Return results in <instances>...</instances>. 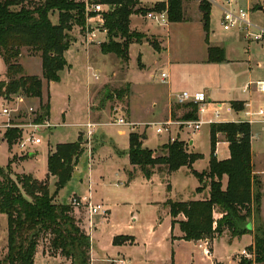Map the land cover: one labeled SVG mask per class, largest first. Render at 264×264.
<instances>
[{
  "label": "trees",
  "instance_id": "16d2710c",
  "mask_svg": "<svg viewBox=\"0 0 264 264\" xmlns=\"http://www.w3.org/2000/svg\"><path fill=\"white\" fill-rule=\"evenodd\" d=\"M109 5L104 13L108 29L107 40L101 42L103 53H113L123 62L130 58V45L141 42L144 33L130 29L131 15L166 9L170 22L189 20L184 10V0H166L151 6L141 5L140 0H94ZM206 39L209 40L212 3L199 0ZM57 13L54 22L52 14ZM86 25L83 0H0V56L6 65V79L0 80V98L13 100L17 95L40 98V109L50 115V102H42L44 80L47 83L60 80V72L68 66L65 52L75 41L72 31ZM155 46V45H154ZM156 47V46H155ZM26 48L42 59V76L26 74L19 62ZM157 48V47H156ZM209 61H223L225 51L220 46L209 45ZM127 90H120L123 95ZM112 97V93L108 94ZM186 109L182 118L197 119V105L183 103ZM232 107L243 109V102L233 101ZM8 128L3 138L12 143L20 133ZM229 143L230 157L218 159L215 155L218 133ZM252 126L249 122H216L211 124V158L208 169L200 172L194 163L203 157L192 152L188 143L175 138L162 146L151 149L143 145L145 135L132 131L129 137V157L135 169L151 178L156 167H165L168 174L183 166L191 168L198 178L197 191L209 187L204 199L178 201L168 199L172 225L179 223L186 240L217 238L225 232L232 237L250 233L247 225L258 217L262 192L254 172L252 153ZM84 153L81 134L73 142L58 143L48 155V174L39 179L33 174H11L10 159L6 166L0 165V213L7 215L8 245L5 264H36L35 256L41 241L48 239L50 248L71 260V264H91V236L83 217L78 215L70 202L57 200L59 191L68 186L74 168ZM55 178L51 190L50 177ZM227 176L224 187L223 179ZM170 190V185H167ZM183 215L184 218H179ZM175 238L176 236H173ZM132 239L129 235L114 238V243ZM255 261L264 264V233L255 231L252 246ZM252 260H250L251 263Z\"/></svg>",
  "mask_w": 264,
  "mask_h": 264
},
{
  "label": "rangeland",
  "instance_id": "374dc122",
  "mask_svg": "<svg viewBox=\"0 0 264 264\" xmlns=\"http://www.w3.org/2000/svg\"><path fill=\"white\" fill-rule=\"evenodd\" d=\"M147 1L149 2L151 0ZM190 1L195 3V11L197 10V4L200 2L199 0H186L185 14L187 16H190V13L192 12L193 14L195 13V11H188ZM220 1L221 0H214L211 2L212 16L210 19L209 39L212 43L226 41L229 36L238 32L240 33L238 27L227 30L224 29L221 22L222 8L218 4V2L221 3ZM252 2L253 5L256 4L250 10L252 21L264 24V12H258V3H263L264 0H252ZM51 18L54 22H57V13L52 14ZM133 22L134 25H139V27H144L145 25L149 26L151 24V21L146 17L145 19H141L138 16H134ZM196 25L195 22H169L167 26L159 27V31L162 33L160 40L152 32H143L137 30L138 28H135L136 31L145 34L142 41H148L151 44H139V42L131 44L130 58L128 62H123L115 54L110 55L113 59L111 65H117V63L119 64V62H122L121 64L123 66H121V64L118 65L115 77L108 83L94 90L92 94L93 114L98 113L97 109L101 105H104L107 109V112H105L101 121L108 123L99 124L95 129L92 139L93 156L96 146L95 136H100V134H102V137L105 139V144L102 147L101 159L107 168L100 173L109 175L110 178H106V181L109 180L110 183H115L113 182L116 179L113 176L114 166L111 153L113 149H115V145L127 149L129 146L128 136L131 131V126H117L109 122L118 115L128 116V113L131 118L142 122V125H139V129L146 132L148 135L145 145L151 149L158 148V144L162 141L168 140L171 136H173L171 137L172 140L177 138L178 136H176V134L185 129L183 135L194 139L197 143L196 150L204 155V158L202 157L197 162L195 168L202 170L207 166V160L211 156L210 131L208 124H204L200 130L194 131L187 125L178 123L173 125L175 131L172 130L171 132L157 133L155 126L151 125V122H149L158 120L156 119L155 114L161 109L164 96L168 93V83H164L160 80V73L162 71L173 73V79L176 83L174 87L178 88L186 86V82H183L181 78L182 70L191 71L192 82L190 87L198 86L209 88L211 86L217 88L221 93H224V95L221 96L223 99L239 97L238 95L241 94H235V92L239 90L241 91L244 82L248 80L256 81L258 79H264V40H248L253 42L250 47L251 69H249V71L247 70L249 65L246 62L213 65L200 60L201 58L199 55H201V48L206 49L207 45L205 42L206 31L205 29L203 31L201 26L200 28L204 33L199 37L196 32ZM130 29L134 30L131 22ZM76 34H78V32H76ZM240 34H242V32ZM241 38L244 40L242 46L246 45V43L249 44L248 41H245L243 35H241ZM159 43H161V46ZM83 44L84 41L79 40L78 42L74 41L72 46H70L66 55L71 66L68 67V64V66L60 72V80L50 83L49 89L47 87V81L44 80L45 93H43L42 102L48 100L47 91H49L51 94V121L57 123V125L49 128V130H45L43 134V142L33 147L34 152H37V156L29 159L28 154L17 148L16 143L19 139V134L12 143H8L6 140L0 142V165L6 166L9 160L13 159L11 164V174L13 176L30 173L39 179L46 178L47 157L50 150L53 149L56 144L76 141L81 134V144L84 147L86 140L82 134V127L80 124L86 122L89 118L87 102L88 82L94 80L95 77L94 75L91 77L92 71L87 69L86 46ZM161 47L165 48L162 52L160 51ZM242 49H244V47H242ZM191 51H196L197 53L191 54ZM240 52L241 50L231 54V57H243L246 59V52L244 50H242V53ZM168 55H171L173 58V63L170 68L167 65L166 59ZM193 55L198 56L196 60L183 61V59H188L186 58L188 56L194 57ZM160 56H162V58ZM158 57L160 58L159 61H157ZM41 60L40 54H34L24 48L19 62L22 64L23 61L30 73H39L41 72ZM197 60L199 62H196ZM142 62L145 63L144 67L141 66ZM181 67L183 69H181ZM5 74L6 69L3 72L0 66V80L6 79ZM125 75L128 77L129 83L125 80ZM128 84L130 85L131 90H134L135 92L132 94V91L130 90L127 99V93L125 92L123 95H120L119 91H126ZM252 89L255 90V96L253 97L255 100V107L257 109L260 106L264 107V93L257 90L255 85H252L250 90ZM110 92L112 93V97L109 98L108 94ZM155 100L159 102L158 107L153 106V101ZM1 102H3V99L0 98V103ZM40 102V98H33L30 100V103L35 107H37ZM9 105L13 110L7 115L2 113L0 105V138L3 137L7 129L5 127L6 125H4L5 123L8 122L15 124L28 121V118H23L18 112L20 108L17 105L13 103H9ZM128 110H130V112H128ZM93 120L96 121L97 117ZM253 126L255 135L257 136L252 140L254 172L260 182L262 192L260 212L257 218L254 217L251 220L253 225L250 233L243 234L239 237H232L227 231L223 236H217V238L211 239V249L213 250L214 255L220 260L214 256L208 258L203 254V250L199 246V243L202 240H194L196 247L190 243H182L178 248L175 244L173 246L168 238L169 234L167 232L166 218L163 216L162 222L159 223L158 221L159 216L163 214V210L159 205L152 202L155 200H163L165 198V186L159 181L154 185H150L140 180L129 189L131 204L113 209L112 215L109 218V224L98 227L95 235L99 246V257L103 258V253L105 254L108 250V237L110 231L117 226L122 227V229H125L126 231L136 232L138 238L142 242H140V245L135 247L134 251L131 252L132 264H166L165 259L168 256L170 257L173 251L176 254L174 255L175 264H213V262L214 264H259L255 261V254L252 246L254 244L255 231L264 233V123H256ZM119 127L126 130L124 135L118 134L117 129ZM132 127L133 129L134 127L136 128V126ZM10 129L13 130L15 128ZM18 131V133H21L19 129ZM217 136H219V139H223L221 138L220 132ZM186 142L188 143V141ZM84 154L85 152L82 156H84ZM84 179V187L80 194L82 192L87 193L86 178ZM172 181L176 195H178V197L182 196L184 199H189L191 195L193 197V193L198 186V179L192 175L185 176L181 173H177L172 177ZM108 187L110 189H116L114 185H109ZM94 191L95 196L102 195L101 187L99 185H94ZM60 199L61 198H58L57 200L59 201ZM64 200L66 199L63 198V201ZM132 212L133 214H131ZM155 221L158 226L155 232L156 235L153 237L150 235L149 225L153 222L155 223ZM129 222L135 225L134 230L128 229L127 225ZM7 245V215L0 213V264H5L3 263V259L7 253ZM38 249L41 252L38 264H71V260L52 251L47 238H44L41 241ZM243 249H246L251 255L243 254ZM108 255L112 256L113 254L108 251ZM250 260H252L251 263ZM106 261L107 263L103 262L101 258L98 259L96 256L93 264H121L118 261L111 259H106Z\"/></svg>",
  "mask_w": 264,
  "mask_h": 264
},
{
  "label": "crops",
  "instance_id": "0c3cea01",
  "mask_svg": "<svg viewBox=\"0 0 264 264\" xmlns=\"http://www.w3.org/2000/svg\"><path fill=\"white\" fill-rule=\"evenodd\" d=\"M160 1H166V0H151L149 2L147 0H140L141 5H143V6H145V5L149 6V5H152V4H154L156 2H160ZM220 2L221 3L218 2V4L222 8V6L225 4V0H221ZM185 3H186V0H184V3H183L184 10L186 12ZM189 3H190V5H188V11H191V12L195 11V3L193 1H190ZM237 3L240 4L241 6L249 8L250 10L252 9V7L254 5H256V4H254V5L252 4L253 3L252 0H237ZM258 12H260V13L264 12V2L258 3ZM134 16H138L141 19H143V18L145 19V17L141 14H133L131 16V25H132V28H134V30H136L135 28H138L137 30H141L143 32L144 31L145 32H152L154 35L157 36V38L159 40L161 39L162 33L159 31L160 25L151 21L150 22L151 24L149 26L145 25L144 27H142V26L139 27V25H134V22H133ZM211 16H212V11H211ZM188 18H189V20L182 21V22H186V23H192V22L194 23L195 22L197 24L195 26L196 32L198 33V36L200 37L204 33V32H202L200 27L202 26L203 31H204V25H203V21L201 19L202 15H201V11L199 9V3L197 4V10L195 11V13L194 14H193V12L190 13V16H188ZM258 18H259V15H258ZM170 23H172V22H170ZM257 24L260 26H264V24H261L258 22H257ZM239 31H240V33L242 32L241 30H239ZM76 32H78V34H76ZM240 33L238 32L232 36H229V38L226 41L216 42V43H212L210 41V39L207 41L206 36H205V42L207 45H206V49L201 48V51H200L201 55H199V57L201 58L200 60L202 62H207V63L213 64V65H220L222 63H232L233 64V63L246 62L249 65L247 68V70L249 71V69H251V67H250V64H251V51L250 50H251V48L250 47H251V44L253 42L248 41L245 38L243 32H242V34H240ZM72 34L75 37V42H78L79 40L84 41L82 34L79 31V27H76L72 31ZM241 35H243L246 42L247 41L249 42V44L246 43L247 46L246 45L242 46L244 40L241 38ZM106 40H107V35L105 33H100L99 38H98V42L91 43V44H87L84 42V44L86 46L85 51H86V58H87V69L89 71H92L91 77H93L92 75H94V77H95L94 80H91V82L90 81L88 82L87 102H88L89 118L87 121H93V122L97 123L96 128L98 127L99 124L108 123V122H102L101 121L103 115L105 114V112H107L106 111L107 109L104 107V105H101L97 109L98 113L97 114L95 113L96 115L93 114V112H92V94H93V91L96 90L97 88L101 87L102 85L108 83L110 80H112V78H114L115 75L117 74L118 65H120L122 63V62H119V64L117 63V65L116 64L111 65L113 62V59L110 55L113 53L105 54L102 52L101 47H100L101 42L106 41ZM143 43H149V42L148 41L139 42V44H143ZM149 44H151V43H149ZM159 45L161 46V43H159ZM209 45L222 47L225 51V59L223 61H209L208 60ZM242 47H244V49H242ZM164 49H165L164 47H161L160 51L162 52ZM68 50L65 52V56H66V59H67L68 64H69V60H68L67 55H66L68 53ZM240 50H241L240 53H242V50H244L246 52V54H247L246 59L243 57H236V58L231 57V54H234L237 51L239 52ZM190 53L196 54L197 52L191 51ZM193 56L194 57L188 56V57H186L188 59H183V61L186 62V61H191L194 59L196 60V58L198 57L196 55H193ZM160 57L162 58V56H160ZM157 59H158L157 61L160 60L159 57ZM166 59H167V65L170 68L172 66V63H173V58L171 57V55H168L166 57ZM196 62H199V61L197 60ZM22 65L24 67V71L26 74H33V75L42 76V60H41V72H39V73H30L27 70L26 66L24 65L23 61H22ZM0 66H1L2 71L4 72L6 69V66H5V63L1 57H0ZM70 66H71V64H69L68 67H70ZM121 66H123V65L121 64ZM141 66L144 67L145 63L142 62ZM257 66H258V63H257ZM211 67H214V66H211ZM181 69H183V68L181 67ZM162 72H165L167 74V78L164 81L162 80L161 77H160V80L164 83H168V85H169L168 86V93L165 94V96H164V100L162 101L161 109H159V112L155 114V117L158 120L149 121V122L172 121L174 123H172L170 125V131L169 132L174 130L173 125L178 124L179 121L185 120L184 118H182V116L184 115L186 109L183 107L182 104L177 102L178 95L183 91H188L191 95H194L198 91H204L207 94V96H208L207 113L203 116V118H210L212 116V112L216 106L222 107L221 116L217 122H229V121L239 122L240 120L244 119V109L239 110V111L234 109L231 105L233 101L243 102V108H245V105L247 104L249 108L257 109L255 107V104H254L255 100L253 99V97L255 96V90L254 89L250 90L252 88V85H251L249 90H247V91L244 90V87L249 82H254L252 80H248V81L244 82L241 91L239 90V91L235 92V94H241V95H238L239 97H233V98L229 97V98L223 99V97H221V96L224 95V93H221L219 91V89H217V88H213L211 86H210L211 88L210 87L209 88L208 87H198V86L190 87L191 82H192L191 71L182 70L181 78H182L183 82H186V86H183L180 88L174 87V85L176 83L173 79V73L166 72V71H162ZM95 74L97 76H95ZM60 78H61V74H60ZM125 80L128 82V77L126 75H125ZM53 82H55V81H53ZM53 82H50V83H53ZM50 83L47 84L48 89H49ZM130 90H131V88H130V85L128 84V92L126 94L127 99H128ZM131 91H132V94L135 92L134 90H131ZM43 93H45V85H44ZM47 97L49 99V102L51 103V94L49 93V91H47ZM158 105H159V102L157 100L153 101V106L158 107ZM128 112H130V110H128ZM49 116H50V120H51V118H52L51 109H50V115ZM121 116H124V115H121ZM96 117H97V120L96 121L93 120V119H96ZM124 117H125L126 121L130 123L128 126H131V129H130L131 131L129 132V135L134 130H136L140 133H143L145 135V137L143 139V145L145 147H147L145 145V141L148 139V135L146 134V132L139 129V125H142L141 124L142 122L131 118L129 113H128V116L125 115ZM115 118L112 121H110L109 123L117 125V126H125V125L114 123ZM83 123H85V122H83ZM54 124L57 125V123H54ZM206 124H208V123H206ZM208 125H209V131H210L211 130V124H208ZM132 126H136V128L134 127V129H133ZM184 131H185V129L183 131L177 133L178 134V135L176 134V136H178L177 138L182 139L184 141H188L189 151L198 152L196 150V144H197L196 141L194 139H191V138L183 135ZM117 132L120 135H124L126 133V130L122 127H119L117 129ZM252 132H254V126L253 125H252ZM209 135H210V132H209ZM102 136H103L102 134H100V136H98V135L95 136L96 146H95V150H94L95 153L93 156V161H92L91 167L87 163L86 154H84V156H82L79 159L77 165L75 166L72 179L69 182L68 186L61 189L59 191V193L57 194V197H56V199L61 198L62 200L64 198V199H66L64 201L69 202L70 198L73 195L84 196V195H90L91 194L92 201L94 203H101L108 209V212L105 215L104 214H96L93 216V221H94L95 225L91 231H89L87 229L88 228L87 209L85 207H80V209H76L77 214L81 215L83 217L84 226H85L87 232L91 236V242H92L91 264H93V261H94V259H96V256L98 259L101 258L102 261L105 263H107L106 259H111L114 261H118L121 264H124V263L132 264L133 261L131 260V258H132L131 252H133L135 247L139 246L140 242H141V240L138 238V235L136 234V232L126 231L125 229H122V227L116 226L113 230L110 231V235L108 237L109 248L105 254L103 253V255H102L103 258L99 257L100 252H98L99 246L97 244L95 233L97 232L99 226L109 224V222H110L109 218L112 215L113 209H116L119 207H125V206L131 204L129 189L132 185H134L139 180L143 181L144 183L150 184V185H154L157 181H159L162 183V185L165 186V191H166L165 198L163 200H155L152 202L159 205V207L163 210V214L159 216L158 221H159V223H161L163 220V216L166 218L167 232L169 234L168 238L170 239L172 245L174 246V244H175L176 247L178 248V246L182 243H190L194 247H196L194 240H186V239L181 238L184 235V233L181 230L179 223L172 225V218H171V215L169 213V207L166 205L165 202L168 199L178 200V201H185V200H191V199H194V200L195 199H204L209 195V187H206L202 191H197V189H196V191L193 193V197L191 195L192 198L189 197V199H184L182 196L178 197V195H176V192H175L172 177L174 175H176L177 173H181L185 176H188V175L195 176L191 172V168H189L187 166H183L180 169L173 171L172 173L168 174L164 166L163 167H156L155 172L152 175V177L147 178L144 176V174L139 169H135L134 165L130 162V157H129V153H128L129 146L127 147V149H124L118 145H115V149H113V151L111 153V155L113 156V166H114L113 167L114 168L113 169V176L115 177L116 180L113 181L115 183H110L109 180L106 181V178H110L109 175L108 174L104 175V174L100 173V172L106 170V168H107V166L104 164L103 160L101 159L102 158L101 153H102V149H103L102 147L105 144V139ZM129 137L130 136H128V142H129ZM171 137H173V136H171ZM171 137L166 141H162L160 144H158L157 147H160L163 144L168 143L170 140H172ZM221 138H223V139H219V136H218L219 140H218L217 145H216L215 155L217 156L218 159H226V158L230 157L229 143L226 141L225 136L222 133H221ZM3 141H5V139H3V137L0 138V142H3ZM36 156H37V152H34L33 156L29 155V159L35 158ZM253 157H254V153H253ZM210 158H211V156L207 160V166L205 168H203L202 170H198L197 168H195V166L197 165V162L200 159H198L194 163V165H193L194 168L200 172L208 169ZM47 160H48V157H47ZM46 174H48V164H47V173ZM84 178H86L87 193L82 192L80 194L81 190L84 187V180H85ZM42 179H44V178H42ZM227 179H228L227 176H225L223 179L224 187L227 184ZM54 183H55V178L53 176H51L50 177V184H51V190L52 191H54V189H55ZM168 184L170 185L169 191L167 190ZM94 185H99L101 187V194L102 195H98V196L96 195L95 196ZM109 185H114L116 187V189H110L108 187ZM199 186H200V182L198 180V186L197 187H199ZM131 214H133V212ZM179 218H184V216L182 215ZM127 226H128V229H131V230L135 229V225L131 222H129V224ZM157 226H158V224H156V221H155V223L153 222L152 224L149 225L150 235L153 237L156 235L155 232H156ZM120 235H129V236H132V239L129 241L120 243V244L114 243V238L116 236H120ZM172 235L176 236V237L173 238ZM213 249H214V247H213ZM108 251H110L113 255L109 256ZM40 253L41 252L38 249L36 256H35V263L36 264H38V259H39ZM174 255H176V254L173 251L171 256L170 257L168 256L165 259L166 264H175V256ZM213 256L215 258H217L214 255V252H213L212 257ZM217 259L220 260L219 258H217ZM213 264H214V262H213Z\"/></svg>",
  "mask_w": 264,
  "mask_h": 264
},
{
  "label": "built area",
  "instance_id": "2783aa9c",
  "mask_svg": "<svg viewBox=\"0 0 264 264\" xmlns=\"http://www.w3.org/2000/svg\"><path fill=\"white\" fill-rule=\"evenodd\" d=\"M85 2V12H86V25L83 31L81 32L83 40L87 44L98 42L99 34L105 33L108 34V29L105 26L104 13L109 10V5L102 2L94 0H83ZM213 2L214 0H210ZM150 21L160 25L166 26L169 22L167 10H151L144 15ZM222 25L224 29H230L238 27L241 30L247 40H264V26H260L257 23L253 22L250 17V9L244 6H241L237 3V0H225V4L222 6ZM95 76H97L95 74ZM160 77L164 81L167 78V74L162 72ZM251 85H255L256 89L264 93V79H258L254 82H249L244 90L247 91L250 89ZM30 98L26 95H17L13 100L3 99V102L0 103L1 110L3 114H10L12 112V107L9 103L17 105L20 110L18 112L23 116V118H28L26 122L20 123H5V127L8 128H17L21 131L19 139L16 143L17 148L30 154L34 152L33 147L42 143L44 138L43 134L45 130H49L51 127H55L50 120V116L44 114V111L40 109V104L35 107L30 103ZM178 103H188L192 102L197 105V119H186L179 121V124H185L194 131L200 130L202 125L208 123L212 124L218 121L221 116L222 107L216 106L212 112L210 118H203L207 113L208 105V96L204 91H198L194 95H191L188 91H183L178 95ZM18 109V108H17ZM244 109V119L241 121L249 122L252 125L256 123H264V107L261 106L258 109L249 108L248 105H245ZM114 123L121 125H129L130 123L126 121L124 116H117L114 120ZM174 123L172 121L167 122H151L150 124L155 126L157 133L169 132L170 125ZM82 127V134L85 138L84 152L87 157V163L91 167L93 161V146L92 139L97 126V123L93 121H87L80 124ZM6 129V130H7ZM252 139L257 137L255 132H252ZM69 202L76 208L85 207L88 213V230L91 231L95 225L93 221V216L96 214H107L108 209L101 203H94L92 201V196L84 195L77 196L73 195ZM199 246L203 250V254L211 258L213 251L211 249V238L206 237L201 239ZM242 253L245 255H251L247 252L246 249L242 250Z\"/></svg>",
  "mask_w": 264,
  "mask_h": 264
},
{
  "label": "water",
  "instance_id": "95a60500",
  "mask_svg": "<svg viewBox=\"0 0 264 264\" xmlns=\"http://www.w3.org/2000/svg\"><path fill=\"white\" fill-rule=\"evenodd\" d=\"M3 139H4V138H3ZM29 155H30V156H33V155H34V152H31ZM247 227H248L249 229H252V223L250 222V223L247 225Z\"/></svg>",
  "mask_w": 264,
  "mask_h": 264
}]
</instances>
